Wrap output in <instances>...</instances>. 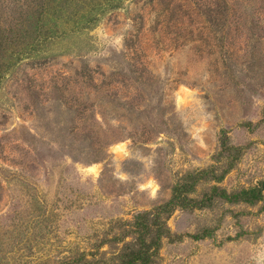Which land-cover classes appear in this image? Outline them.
Here are the masks:
<instances>
[{
  "label": "rangeland",
  "instance_id": "obj_1",
  "mask_svg": "<svg viewBox=\"0 0 264 264\" xmlns=\"http://www.w3.org/2000/svg\"><path fill=\"white\" fill-rule=\"evenodd\" d=\"M263 179L264 0H0V264H264Z\"/></svg>",
  "mask_w": 264,
  "mask_h": 264
},
{
  "label": "trees",
  "instance_id": "obj_2",
  "mask_svg": "<svg viewBox=\"0 0 264 264\" xmlns=\"http://www.w3.org/2000/svg\"><path fill=\"white\" fill-rule=\"evenodd\" d=\"M264 189V179L250 189L241 190L232 197L234 200H257L261 198V191ZM178 189L174 190L172 198L166 203V206L181 205ZM150 212L138 213L133 217L132 230L135 236L127 242H124L121 248L112 254L108 260L94 259L89 264H150L156 251L159 248L160 238L169 232L165 220L158 223V219H150ZM152 220V221H151ZM154 227L156 229H154Z\"/></svg>",
  "mask_w": 264,
  "mask_h": 264
}]
</instances>
